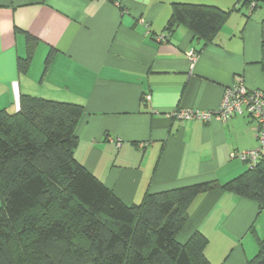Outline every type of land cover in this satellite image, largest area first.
I'll list each match as a JSON object with an SVG mask.
<instances>
[{
	"label": "crops",
	"instance_id": "1",
	"mask_svg": "<svg viewBox=\"0 0 264 264\" xmlns=\"http://www.w3.org/2000/svg\"><path fill=\"white\" fill-rule=\"evenodd\" d=\"M176 3L231 13L207 43L185 24L169 32ZM263 19L262 5L251 10L240 0H0V109L16 112L22 94L82 105L75 156L127 205L147 192L223 184L249 168L231 153L259 146L255 120L170 114L217 111L239 76L264 90ZM17 27L39 40L26 72L18 69L27 46ZM196 230L209 239L212 264H249L264 240V206L210 190L191 203L177 239Z\"/></svg>",
	"mask_w": 264,
	"mask_h": 264
},
{
	"label": "trees",
	"instance_id": "2",
	"mask_svg": "<svg viewBox=\"0 0 264 264\" xmlns=\"http://www.w3.org/2000/svg\"><path fill=\"white\" fill-rule=\"evenodd\" d=\"M240 3L255 10L264 0ZM230 13L176 3L167 29L185 24L208 43ZM16 30L26 35V55L18 58V69L26 72L39 40ZM262 36L264 70V19ZM54 54L51 49L46 69ZM83 111L79 104L30 94L20 96L16 112L0 109V264H212L202 232L185 243L177 239L194 199L220 188L264 206V156L223 184L147 192L141 202L127 205L75 156ZM260 246L249 264L263 258L264 240Z\"/></svg>",
	"mask_w": 264,
	"mask_h": 264
},
{
	"label": "built area",
	"instance_id": "3",
	"mask_svg": "<svg viewBox=\"0 0 264 264\" xmlns=\"http://www.w3.org/2000/svg\"><path fill=\"white\" fill-rule=\"evenodd\" d=\"M254 5L253 2L252 6ZM190 55L192 59H195L194 53H190ZM145 99L150 100L151 95L147 94ZM245 113H248L256 122L255 131L259 146L248 151L233 152L231 156L248 163L249 166H254L264 156V90L250 89L242 76L237 77L236 82L225 89L221 105L217 111L176 109L170 115L180 119L200 118L205 121L216 116L222 121H227L236 115H244Z\"/></svg>",
	"mask_w": 264,
	"mask_h": 264
},
{
	"label": "water",
	"instance_id": "4",
	"mask_svg": "<svg viewBox=\"0 0 264 264\" xmlns=\"http://www.w3.org/2000/svg\"><path fill=\"white\" fill-rule=\"evenodd\" d=\"M257 264H264V256L260 260L257 261Z\"/></svg>",
	"mask_w": 264,
	"mask_h": 264
},
{
	"label": "rangeland",
	"instance_id": "5",
	"mask_svg": "<svg viewBox=\"0 0 264 264\" xmlns=\"http://www.w3.org/2000/svg\"><path fill=\"white\" fill-rule=\"evenodd\" d=\"M261 5H262V7H264V3H262Z\"/></svg>",
	"mask_w": 264,
	"mask_h": 264
}]
</instances>
